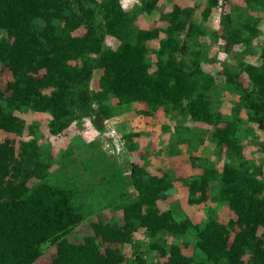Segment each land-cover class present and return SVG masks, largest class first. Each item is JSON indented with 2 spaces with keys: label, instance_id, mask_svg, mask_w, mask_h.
Wrapping results in <instances>:
<instances>
[{
  "label": "trees",
  "instance_id": "obj_1",
  "mask_svg": "<svg viewBox=\"0 0 264 264\" xmlns=\"http://www.w3.org/2000/svg\"><path fill=\"white\" fill-rule=\"evenodd\" d=\"M138 1L125 9L122 0H0V264H34L44 254L43 264H264V46L256 42L264 0H240L217 29L209 21L219 0L176 1L167 12L162 0ZM152 13L155 25L137 23ZM210 38L223 40L225 53L240 49L233 74L213 66ZM224 80L226 95H238L228 113L214 101ZM129 109L178 120V143L196 172L143 164L129 183L98 154L104 176L60 180L52 175L60 157L41 150L23 117L48 114L47 131L59 137L84 119L104 132L107 119ZM208 131L217 159L193 153ZM25 134L32 137H12ZM140 135L124 134L130 148ZM252 142L258 161L246 157ZM179 185L185 205L171 199ZM211 199L234 217L192 216V205ZM135 232L149 238L150 258L138 248L128 255Z\"/></svg>",
  "mask_w": 264,
  "mask_h": 264
},
{
  "label": "rangeland",
  "instance_id": "obj_2",
  "mask_svg": "<svg viewBox=\"0 0 264 264\" xmlns=\"http://www.w3.org/2000/svg\"><path fill=\"white\" fill-rule=\"evenodd\" d=\"M162 1V7L164 11L167 12L171 9L173 2L181 0ZM192 1L195 6L200 2H204V0ZM239 1L240 0H219V6L214 10L212 15L213 19L209 21L210 27L212 29H217L219 18L226 11H229L235 16V12L237 11V7L235 6ZM138 2V0H122L125 9H133ZM241 5L244 4L241 2ZM197 10L199 11V8H197ZM197 13L198 12H196L195 15ZM158 18V15L152 13L147 17L141 16L137 23L142 26H153L156 23L155 20L157 21ZM83 31L84 29L80 28L78 33H82ZM107 42L110 45L113 43L111 39H108ZM204 42L206 44V49L208 48L209 58L213 60L218 59L213 66H219L221 69L225 68L230 74L238 70V57L236 53H239L240 49L237 46V49L232 53H225V44L223 40L215 41L210 38ZM256 42L258 49L263 47L264 35L261 34ZM206 49L203 47L202 51L205 52L207 51ZM251 59L257 62L260 60V57L256 54ZM213 66L211 65L209 68H213ZM43 72L42 70L41 74ZM5 76H10V73L6 71ZM95 77H97L96 82H98L100 78L99 75H95ZM223 84L225 85V80L223 83L220 82L218 88L214 91V101L217 106H220L222 110L228 113L227 111H231L236 105L238 95L235 97H228L222 89ZM141 106H144V104H141ZM23 117L27 123L26 127L29 128L31 126L36 130V137L41 145V150L45 154L51 153L53 156L60 157V159L55 161L52 173L53 176H58L60 180H69L70 182L75 180L79 183H83L87 176H104L100 171L102 166H98L97 162L94 163L95 156L98 154L103 157L100 159V163L118 169L121 176L125 177L128 182L135 176L136 168L143 164L153 173L169 171L172 174L175 173L176 176L185 177L196 172V170L191 168L190 161L188 157H186L188 153L187 147H185V145L181 147V143H178L176 137L177 132L175 128L182 125L178 123L179 121L176 119H169L161 111H158L153 116H145L139 112L133 113L130 110L129 113L107 119L105 121L106 129L104 132L100 133L96 131L88 119H84L82 123H72L68 129L67 135H60L59 137L53 136L47 131V123L50 119L48 114L28 112L23 114ZM165 120H167L166 123ZM247 127L248 126H246V128ZM211 129L212 127L209 130ZM249 130L250 129L247 128V131ZM25 132L27 133L28 130L26 129ZM129 132H139L141 134L131 143L134 145L132 148L127 145V140L124 138V134H129ZM256 132L261 134L259 129H257ZM203 136L204 145L193 153L207 156L211 159H217L216 154L213 152V143L209 139V131L203 134ZM6 137L7 134L0 131V142ZM12 137H16V141H19L21 139H29L32 136L25 134L23 137L15 135H12ZM245 153L247 158L251 157L255 161L260 160L261 154L254 142L250 143ZM219 166H222V162H219ZM111 170L113 171V168H111ZM127 188L129 194L133 196L136 194L133 184H129ZM214 192L215 191H213V193ZM171 199H181L183 205H185L188 199L186 188L179 185ZM190 208L194 209V211H191V214L197 218V220H205L209 215L215 214L219 221L227 223L230 218L234 217V213L229 210L227 205L213 199L197 205H192ZM76 232L80 233L79 231ZM81 234H83V232H81ZM148 242L149 238L147 236L141 232H135L131 242L128 244V255L134 256L133 250H135L134 248H138L145 252L146 257L150 258L152 253L150 252ZM183 251L186 254L192 252L190 248L186 247H183ZM45 255L46 254L41 256L34 264H43L46 260Z\"/></svg>",
  "mask_w": 264,
  "mask_h": 264
},
{
  "label": "crops",
  "instance_id": "obj_3",
  "mask_svg": "<svg viewBox=\"0 0 264 264\" xmlns=\"http://www.w3.org/2000/svg\"><path fill=\"white\" fill-rule=\"evenodd\" d=\"M172 120V119H171ZM167 122V120H165V123ZM128 145V144H127ZM128 146H130V145H128ZM187 156L186 157H188L189 158V154L187 153L186 154Z\"/></svg>",
  "mask_w": 264,
  "mask_h": 264
},
{
  "label": "built area",
  "instance_id": "obj_4",
  "mask_svg": "<svg viewBox=\"0 0 264 264\" xmlns=\"http://www.w3.org/2000/svg\"><path fill=\"white\" fill-rule=\"evenodd\" d=\"M113 131H115V130H113Z\"/></svg>",
  "mask_w": 264,
  "mask_h": 264
}]
</instances>
